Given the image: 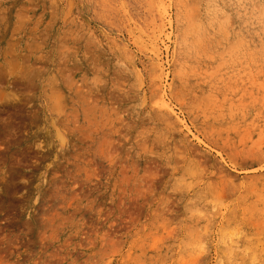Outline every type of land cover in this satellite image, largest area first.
Returning a JSON list of instances; mask_svg holds the SVG:
<instances>
[{"label":"rangeland","instance_id":"rangeland-1","mask_svg":"<svg viewBox=\"0 0 264 264\" xmlns=\"http://www.w3.org/2000/svg\"><path fill=\"white\" fill-rule=\"evenodd\" d=\"M159 1L0 0V264H264V0Z\"/></svg>","mask_w":264,"mask_h":264},{"label":"bare ground","instance_id":"bare-ground-1","mask_svg":"<svg viewBox=\"0 0 264 264\" xmlns=\"http://www.w3.org/2000/svg\"><path fill=\"white\" fill-rule=\"evenodd\" d=\"M158 6L163 10V13L166 12V9H165V2L164 0H160L158 2ZM161 28V27H160ZM163 27L157 32H154L155 36L152 38L151 40V47H152V51H153V54L159 58L160 56V48H159V44H158V38H159V35H162L163 34ZM157 62V61H156ZM157 68L163 73V69H162V64L161 63H157L156 64ZM161 73V75L157 78V79H160L162 80L163 79V74Z\"/></svg>","mask_w":264,"mask_h":264}]
</instances>
